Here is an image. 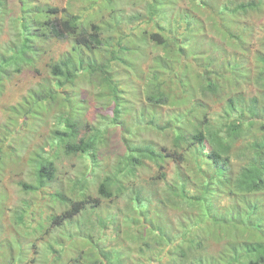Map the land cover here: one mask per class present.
<instances>
[{
	"label": "trees",
	"instance_id": "16d2710c",
	"mask_svg": "<svg viewBox=\"0 0 264 264\" xmlns=\"http://www.w3.org/2000/svg\"><path fill=\"white\" fill-rule=\"evenodd\" d=\"M7 1L0 0V21ZM82 1L109 11L114 35L92 16L59 15L58 6L19 0L16 32L0 49L1 90L5 77L25 68L39 72L42 55L70 41L49 57V78L4 109L9 114L0 135V165L28 155L30 180L22 187L64 206L47 214L45 227H33L42 238L52 227L58 232L43 252L57 260L67 254L63 264H264V0H190L150 33L128 30L133 17L118 0ZM163 1L150 3L149 13L164 15ZM182 27L185 34H178ZM142 57H149V75L136 62ZM78 81L89 86L80 95L70 92ZM90 88L97 102H107L106 114L93 123L84 116ZM54 109L59 114L45 141L21 157L37 120ZM32 125L34 132L23 136ZM17 126L23 137L14 146L9 135ZM116 127L124 151L109 163L99 150ZM146 132L171 139L172 146L157 148L141 136ZM73 158L81 168L70 196L63 186L50 190L60 162ZM170 159L181 168L167 178ZM146 165L154 170L150 179L142 177ZM22 214L17 219L26 223ZM73 237L82 243L68 246Z\"/></svg>",
	"mask_w": 264,
	"mask_h": 264
},
{
	"label": "rangeland",
	"instance_id": "374dc122",
	"mask_svg": "<svg viewBox=\"0 0 264 264\" xmlns=\"http://www.w3.org/2000/svg\"><path fill=\"white\" fill-rule=\"evenodd\" d=\"M162 1V0H161ZM165 1V2H164ZM162 3L164 9V15L160 14H153L149 13L148 5L150 3H154V0H118V5H120V9L122 12L125 13L129 17H133V22L128 23L126 27L131 32L139 33L141 29H145L146 32L150 33L158 29V25L164 24V21L167 19H172L174 17L177 18L180 11H183L188 6L190 7V0H164ZM35 3H43L53 6H58L60 8L59 15H63L65 11L73 12L80 14L83 18H87L92 16V20L105 28L106 35L115 34V30L112 26H110V18L109 11H98L96 10L97 5L84 3L82 0H33ZM19 0H8L7 1V9L6 15L2 17L0 21V49L7 44L9 40L12 38V34L14 35L15 31V24L13 26L12 19L14 16L18 15L19 13ZM196 15V14H195ZM168 17V18H167ZM200 18L199 16L193 18V21H197ZM184 24V23H181ZM184 26V25H182ZM178 34L186 32L185 28H181L180 30L176 31ZM262 32V31H260ZM259 32V33H260ZM211 33V32H210ZM198 36V35H197ZM215 42L219 43L220 38L214 37ZM70 46V41L64 42H56L53 48H50L52 53H44L42 55V59L37 65L39 72H36L33 69H23L20 73L10 74L9 76L3 79V86L0 90V135L2 132V128L5 125V120L8 117L9 113H5L4 109L7 106L16 103V101L24 95L29 88L34 87L37 83L45 81V78H49L47 62L49 61V57L54 54H59L66 51ZM151 44L148 43L146 47V52L149 51ZM163 49L160 47H153L154 52H162ZM141 53L143 50L140 49ZM149 54V53H147ZM190 62L193 61V58L188 57ZM143 68V72L148 71V75L150 71L148 70V63L149 57H142L137 59V61ZM196 61H193L195 64ZM129 80H133V76L129 77ZM72 91L73 94L82 92V87H86L87 89L89 86L84 81H78L77 86H75ZM246 88V87H245ZM91 89V88H90ZM88 91L86 94V98L91 101L90 103L91 108L88 109L85 113V119L87 122L93 123L94 120H97L99 115L106 114V105L107 102H97L96 99L93 97L94 93L92 89ZM233 89L227 88L224 90L225 93L231 91ZM88 96V97H87ZM105 99V98H104ZM107 101V100H106ZM103 105V106H102ZM102 106V107H101ZM137 108H144L146 110V103L144 102H137ZM217 105L215 108H218ZM173 109V108H172ZM172 109H169L165 112V115L170 113ZM59 111L54 109L51 115L45 117L43 121L37 120L39 124L36 128L35 125L29 127L26 131L23 132V136L25 133L32 134V140L29 141L28 147L21 149L19 155L24 157V153H28V149L30 151L36 146H41L42 143L45 141V137L48 134V129L50 126L54 124L56 121L57 115ZM136 115V114H135ZM132 118L131 115H128L126 120ZM83 126L81 128V135L88 134V128L84 126L82 121L81 123ZM22 126H17L13 128V131L9 135V139L12 141L14 146H17L20 143V139L23 137L20 135L19 129ZM121 128L116 127L114 129H110L107 135V138L101 143L100 150L103 156L108 157L109 163L112 161L113 163L116 161V157L121 155L124 151V145L120 138ZM144 138L149 139L157 148L160 146L165 145L166 147L170 148L171 139L162 138L159 139L153 136V133L149 134L146 132L145 134L141 135ZM23 140V139H22ZM22 146V145H21ZM17 156V155H16ZM16 156H12V158H5L2 160V164L0 165V264H9L11 258L14 259L12 264H63L67 263L69 259L67 254L62 255L61 258L58 260L56 259L54 253L45 254L43 252L46 249L47 242L51 238L52 233L57 234L58 232L55 231V228L52 227L49 234L41 237L42 233L38 230H33V227L37 226L38 223L42 224L43 227L47 224V214L50 212H59L62 207L60 204L56 202H52L51 197L46 193L39 191H30L22 187L20 184L21 181H29V172L30 167L27 165L25 158H16ZM149 166L151 162L148 161L147 163ZM180 164L173 159L167 160L165 162V170L167 171V178H171L175 171L176 167L181 168ZM81 168L78 161L76 159H67L63 160L59 164V169L57 171V181L50 190H54L56 186H63L64 191L68 196H70L68 188L71 185V179L76 178V174L78 170ZM141 171L145 173L142 177L150 179V175H153L154 170L148 171L147 165L145 169L141 168ZM49 203V204H48ZM118 204H123V201L120 200ZM51 205L53 207L51 208ZM22 214L23 220L26 223H21L17 219V214ZM77 242L78 244L82 243L81 239L76 240L75 237L69 238L67 240L68 246L72 243ZM9 244H12L13 250L11 251ZM33 244L35 247H33ZM132 246H135L133 242H130ZM11 246V247H12ZM57 255V254H56ZM130 255L133 258H138V254L136 249L130 251ZM61 256V253H60ZM164 259L167 257L165 254L163 255Z\"/></svg>",
	"mask_w": 264,
	"mask_h": 264
}]
</instances>
